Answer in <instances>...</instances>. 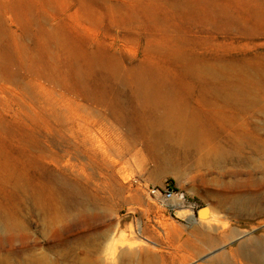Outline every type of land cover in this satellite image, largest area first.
Listing matches in <instances>:
<instances>
[{
	"label": "rangeland",
	"instance_id": "374dc122",
	"mask_svg": "<svg viewBox=\"0 0 264 264\" xmlns=\"http://www.w3.org/2000/svg\"><path fill=\"white\" fill-rule=\"evenodd\" d=\"M263 112L264 0H0V264H208L264 237L215 195L264 191Z\"/></svg>",
	"mask_w": 264,
	"mask_h": 264
},
{
	"label": "bare ground",
	"instance_id": "6f19581e",
	"mask_svg": "<svg viewBox=\"0 0 264 264\" xmlns=\"http://www.w3.org/2000/svg\"><path fill=\"white\" fill-rule=\"evenodd\" d=\"M261 128L264 129V126H262ZM250 144L252 150L255 151V153L264 156L263 147H259V146L257 147V145L252 146V143ZM256 161L257 159L252 157V155L249 156L248 159L246 160V162L249 165L250 164L253 165ZM222 178L218 177V181L216 182L214 180H217V177L214 179L212 177L213 181L216 183L218 182L224 183L225 177L222 176ZM215 195L218 196V201H217L218 205H220V207H224V206L226 207V205H228L227 209L236 217L257 218L264 215V191L262 192V194L256 193L254 195H249L245 193L243 194L242 192H234V191L233 192L221 191V192H217ZM209 211H210L209 208L200 210V217L198 220L203 222L204 218L208 216ZM202 232L203 231L199 229L196 230V233L199 235H201ZM234 234L235 233L233 232V230H230L229 232L224 231V233L221 235L219 240L214 239L212 237H208L205 240V244L209 248H212L216 246L219 242L225 241ZM239 237H242V240L238 243L236 247H234V249L232 248V250H230L229 253L223 252L213 258L208 259L207 263L212 264L214 261L217 260L220 261L222 264H235L232 261L241 258L242 260L245 261V264H264V237L262 236L243 237V235H240ZM188 249L190 250L191 253L193 252V254H198L200 252V249L193 245H190ZM122 255H124V252L122 253ZM130 258L131 255L128 256L126 261H123L122 259L123 261L122 264H132ZM155 260L156 259L154 257L145 255V257L142 260L138 261L136 264H155ZM184 260H185L184 257L181 258L179 260V264L183 263Z\"/></svg>",
	"mask_w": 264,
	"mask_h": 264
},
{
	"label": "built area",
	"instance_id": "2783aa9c",
	"mask_svg": "<svg viewBox=\"0 0 264 264\" xmlns=\"http://www.w3.org/2000/svg\"><path fill=\"white\" fill-rule=\"evenodd\" d=\"M175 200L177 202H182L184 200V195L183 193H179L178 191H175L174 189L168 188L166 189L162 196L160 197V202L168 206L169 202Z\"/></svg>",
	"mask_w": 264,
	"mask_h": 264
},
{
	"label": "trees",
	"instance_id": "16d2710c",
	"mask_svg": "<svg viewBox=\"0 0 264 264\" xmlns=\"http://www.w3.org/2000/svg\"><path fill=\"white\" fill-rule=\"evenodd\" d=\"M171 188V187H170ZM172 189V188H171Z\"/></svg>",
	"mask_w": 264,
	"mask_h": 264
}]
</instances>
